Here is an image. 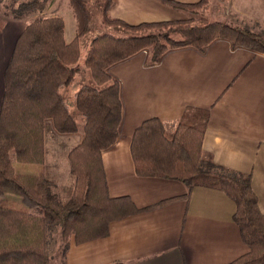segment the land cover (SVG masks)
Here are the masks:
<instances>
[{
  "label": "trees",
  "instance_id": "1",
  "mask_svg": "<svg viewBox=\"0 0 264 264\" xmlns=\"http://www.w3.org/2000/svg\"><path fill=\"white\" fill-rule=\"evenodd\" d=\"M96 1L103 26L120 27L130 34L102 32L91 37L84 65L93 83L82 84L73 97L83 120L81 127L61 89L75 81L80 39L93 32L90 0H68L76 25L70 41L65 40L61 16L39 15L51 0H10L4 7V13L15 18L33 16L18 35L4 71L0 104V264H51L48 239L57 228L59 264H65L63 257L72 238L83 243L104 237L110 222L166 202L139 208L128 195H109L102 151L118 138L122 118L120 85L108 72L111 65L142 50L156 62L169 49H202L216 38L264 53L263 30L252 32L219 21L197 25L190 18L132 25L111 15V0ZM161 1L185 11H197L208 2ZM47 122L59 134L79 136L66 154L73 177L66 201L61 200L44 168ZM203 134L201 124L178 121L169 127L158 117L145 119L131 139L135 172L144 177L175 179L189 188L205 184L225 192L236 205L234 221L249 249L227 264H264V214L252 189L251 174L214 163L202 148ZM14 160L40 170L20 172ZM6 195L18 197L26 208L13 206L4 199ZM35 207L42 212H30Z\"/></svg>",
  "mask_w": 264,
  "mask_h": 264
},
{
  "label": "crops",
  "instance_id": "2",
  "mask_svg": "<svg viewBox=\"0 0 264 264\" xmlns=\"http://www.w3.org/2000/svg\"><path fill=\"white\" fill-rule=\"evenodd\" d=\"M111 2V15L132 25L188 17L161 0ZM209 12V23L264 31V0H228L218 16L216 8ZM39 15L61 16L57 0ZM27 22L0 10V104L4 71ZM108 72L119 82L122 103L118 138L102 151L109 195H128L139 208L166 202L110 222L104 237L83 243L72 238L65 264H227L248 252L234 221L236 205L225 192L139 176L130 146L135 128L151 117L169 127L178 121L203 125V150L217 165L251 174L264 214V53L216 38L202 49H169L156 62L142 50ZM78 141L76 135L68 148Z\"/></svg>",
  "mask_w": 264,
  "mask_h": 264
},
{
  "label": "rangeland",
  "instance_id": "3",
  "mask_svg": "<svg viewBox=\"0 0 264 264\" xmlns=\"http://www.w3.org/2000/svg\"><path fill=\"white\" fill-rule=\"evenodd\" d=\"M57 3L61 8V16L63 17L65 23V33H64L65 40L70 41L75 36V29H76L75 19L73 17L71 9L69 8L68 0H57ZM224 3H220L216 0H211V1L208 0V2L203 7L197 9V11H185V10L183 11H185V13L188 15L187 18L192 19L194 24L204 25L209 23L207 22L209 20L208 15H210L209 10L213 11L214 8H216L218 12L220 9H222V7H224ZM6 5H10V0H1L0 10L4 11L5 10L4 7ZM89 8L92 14L91 26L93 28V32L85 35L80 39V58L76 64L78 69L75 76V81L69 87L61 89L64 99L68 103L69 109L72 115L74 116V118L77 120V123L80 127L82 125L83 120L81 115H79V113L76 111L74 107L73 97H74V93L78 90V88L82 84L93 83V80L90 75V71L84 65V60L88 51V46L91 37L97 33H102V32H111L118 36L130 34L128 32H125L120 27L113 28V27L103 26L100 21V14L98 9L99 5L96 0H90ZM206 9L208 12H204V10ZM9 13L11 12L9 11ZM219 14L220 13L218 12L216 16H218ZM31 17H28V20ZM49 123L50 122H47L45 125L46 162L44 168L47 176L53 181L55 190L59 194L61 200L66 201L70 196L71 193L70 187L73 181V177L69 173L68 162L66 158L67 151L69 150L67 146L69 143L67 142L71 143V141L74 139V136L57 133ZM14 164L17 170L20 172L37 173L40 170L38 169L40 168L38 166H22L21 162H17L16 160H14ZM4 199L12 202V205L15 207L26 208L23 206V204L20 203L19 198L14 195H6ZM29 210L30 212L33 213L42 212V210L39 207H35ZM48 240H49V253L51 257V264H59L61 259V253H60L61 249H60L58 228L50 232Z\"/></svg>",
  "mask_w": 264,
  "mask_h": 264
}]
</instances>
